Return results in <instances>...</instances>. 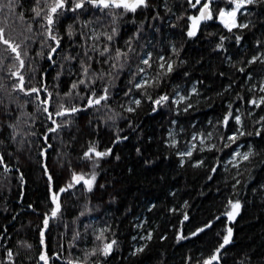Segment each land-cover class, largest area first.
Listing matches in <instances>:
<instances>
[{"label":"snow or ice","instance_id":"snow-or-ice-1","mask_svg":"<svg viewBox=\"0 0 264 264\" xmlns=\"http://www.w3.org/2000/svg\"><path fill=\"white\" fill-rule=\"evenodd\" d=\"M256 8H264V0H182L179 10L175 0H0V16L7 21L0 22V189L11 190L14 172L17 198L24 201L27 180L20 171L17 153L25 145L31 152L34 141L46 189L42 212L32 202L27 204L39 217L35 225L37 255L21 258V249L30 252L33 244L17 240L14 251L6 243L10 239L8 226L0 225V264H18V260L19 264H107L119 251L120 218L106 210L99 216L94 214L111 208L118 199L120 181L109 177L103 165L121 161L114 149L129 137L120 123L128 130H137L140 125L133 117L145 105L147 114L171 113L160 139L165 152L152 158L135 147L145 166L154 165L160 156L165 160L175 156L181 169L185 165L201 169L206 182L222 183L230 189L218 214L187 233L184 224L191 219L189 202L166 208L168 213H179L177 243L199 237L221 222L223 227L216 232L218 239L210 253H201L196 260L188 255L185 264H225L243 208L240 192L255 179L257 165L264 166V31L254 37L251 52L242 45L245 33L256 28ZM213 25L217 30L208 31ZM201 38L227 65L226 71L212 70L213 75L228 79L215 96L203 93L205 81L193 78L187 67L185 45ZM233 44L238 49L235 54L229 51ZM40 61L55 71L51 84ZM175 77L188 81V86L174 82ZM217 98L224 104L221 114L204 124L189 120L187 128L180 123L181 117L201 111L202 106L213 108ZM241 104L247 107L241 108ZM81 113L92 117L87 121L92 139L76 158L77 171L68 159L69 152L62 150L68 143L63 133L71 130ZM102 129L111 132L107 144L102 143ZM242 138H259L261 144ZM71 139L75 140V135ZM151 140L147 137L149 143ZM52 141L57 142L55 146ZM208 153L212 154L210 159ZM52 154L57 157V167L64 169L67 162L63 183L56 182L55 169L50 168ZM133 171L127 168L128 173ZM259 189H264V182L252 191ZM215 191L220 193L221 188ZM98 192L101 197L93 203ZM78 194L84 196L82 202ZM169 195L175 197L176 193ZM62 196L74 197L79 206L66 244L58 242L52 250L54 229H64L56 233L58 240L69 230L65 219L68 205ZM156 208L157 204L151 203L145 211L151 213ZM3 211L10 212L13 220L20 214L6 203ZM128 215L133 216L132 227L136 229L129 254L139 257L149 249L157 228L147 217L136 216L131 207L121 213L122 217ZM158 238L166 240L167 236L160 234ZM234 264H253V255L241 253Z\"/></svg>","mask_w":264,"mask_h":264},{"label":"trees","instance_id":"trees-1","mask_svg":"<svg viewBox=\"0 0 264 264\" xmlns=\"http://www.w3.org/2000/svg\"><path fill=\"white\" fill-rule=\"evenodd\" d=\"M175 2L177 10H179V3L182 0H175ZM254 11L259 18L256 28L251 32H246L245 39L242 41V45L249 52L252 50L254 37L264 31V8H256ZM0 22L7 23L2 16H0ZM19 30L17 28V31ZM215 30H217L216 25L208 29V31ZM237 50L234 44L229 47V51L233 54ZM185 53L187 54L186 58L189 60L187 67L192 71L193 78H200L205 81V86L202 88L203 93L208 96H215V93L221 90L222 86L228 82V79L227 77L213 75L212 70L226 71L227 65L223 64L216 54L210 52L209 45L203 38L189 41L185 45ZM201 58H203L202 63L197 64L196 61ZM28 63L26 60L25 72H27ZM39 64L41 69H47V80L51 84L52 77L55 75L54 69L48 68L46 61H40ZM37 79H39V76H37ZM174 82L180 83L185 87L189 83L188 81L180 80L179 77H175ZM61 90H65L63 83H61ZM245 95L247 96V94ZM225 98H228V94H225ZM240 107L245 108L247 105L241 104ZM29 110L31 111V108ZM223 110V101L217 98L213 108L202 106L201 111L190 113L187 117H181L180 123L186 128L188 127V121L193 119L199 121L200 124H204L208 118L218 116ZM147 113L148 109L145 105L137 116L133 117L136 123L140 125L135 131L128 130L124 122L120 123V127L125 129L124 134L129 137L127 141L119 144L114 149V151L119 152L122 159L119 162L112 161L103 165L108 170L109 177H116L120 181L117 186L119 189L117 201L112 204L111 208L102 209L100 213L94 214L99 216L106 210L120 218L117 221L120 223V229L117 233L120 249L109 257L107 264H185V257L188 255L192 256L193 260L200 258L201 253L205 256L208 255L217 242L216 232L223 227L221 222H216L211 231L180 243L176 242L175 233L179 227V213H168L166 211L167 207L172 205L179 206L185 200L189 202L190 208L188 211L191 219L184 224V231L187 233L210 219L213 214H218L221 202L230 189L225 188L222 183L206 182L204 172L201 169H194L187 165L181 169L176 163L177 158L175 156L168 160L160 156L154 165L145 166L137 156L135 147H141L145 155L152 158H155L159 153L165 152L166 150L161 146L160 139L165 135V128H167L168 120L171 118V113L167 110H162L158 114ZM91 118V116L81 113L71 130L63 133V138L68 143L62 150L69 152L68 159H71L72 167L76 168L77 171L80 170V167L76 158L86 148V141L92 139V129L87 126V121ZM73 135L76 137L75 140L71 139ZM101 136L103 138L102 143L107 144L111 132L102 129ZM147 137H152L150 143L147 141ZM243 140H251L256 145L261 144L259 138H242ZM52 142L54 146L57 143L56 141ZM35 145L36 142L34 141L31 152L28 151V146L25 145L24 150L17 153L20 157V171L24 172L27 180L24 189V201L21 202L17 198L18 188L14 172L11 175V190L9 191L7 187L0 189V225L8 226L10 239L6 241L7 245L13 247L14 251L16 250L17 240H26L34 246L30 252L26 249H21V258L24 255L35 257L38 251L35 225L39 223V217L32 214L27 204L32 202L41 212L45 208L46 189L35 156ZM206 155L210 159L212 154L208 153ZM56 159L57 157L52 154L48 162L50 168L55 169L56 182L63 183L68 174V165L65 162L64 169H61L57 167ZM9 163L15 164L16 162L9 160ZM129 167L133 168L134 171L132 173L127 172ZM254 175L255 179L249 180L240 192L243 208L235 223V243L229 247L228 254L225 257V264H234V260L238 258L239 254L244 252L253 255V264H264V198H262L264 197V189H259L256 192L252 191L253 188H258L259 184L264 182V166L257 165ZM4 183L7 184V181ZM218 186L221 188L220 193L215 191ZM170 192H175L176 196H170ZM100 197L101 193H96L92 198L93 203H96ZM104 198L107 199V197ZM83 199L84 196L80 195L81 202ZM61 200L68 205L65 219L69 223V230L68 235L58 240L56 233L64 232V229H54L50 243L52 250L57 249L58 242L66 244L67 239L71 235L72 218L77 214L79 206L74 197L66 198L62 196ZM5 203L10 210L20 213L15 220L11 219L10 212L3 211ZM151 203L157 204V208L149 213L145 211V208ZM72 205H77V207ZM127 207H131L132 212L136 216L147 217L149 223L157 228L153 240L150 242L149 249L139 257L130 256L129 254L130 245L134 243L131 240V236L136 234V229L132 227V215L121 216V213ZM221 219L223 220L224 218L222 217ZM29 221L32 223L29 224ZM160 234H166L167 239L160 240L158 238ZM140 243H143V241H140ZM81 247H83V244H81ZM72 252L74 255L77 254V249L74 248ZM0 254H2V249H0ZM65 255H67V252H65ZM25 264H27L26 261Z\"/></svg>","mask_w":264,"mask_h":264}]
</instances>
